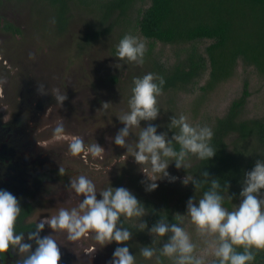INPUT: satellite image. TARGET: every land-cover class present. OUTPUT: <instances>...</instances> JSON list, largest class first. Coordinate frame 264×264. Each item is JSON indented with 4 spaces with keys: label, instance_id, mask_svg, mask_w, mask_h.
<instances>
[{
    "label": "rangeland",
    "instance_id": "374dc122",
    "mask_svg": "<svg viewBox=\"0 0 264 264\" xmlns=\"http://www.w3.org/2000/svg\"><path fill=\"white\" fill-rule=\"evenodd\" d=\"M104 1L106 0H70L66 11L67 22L64 26L58 22L59 5H52L50 0H0V52L9 53L14 59H20V64L28 66V72H31L25 83L33 86L27 96L21 92V101L26 99L32 102L30 114L34 119H29L28 124L23 125V130L30 138L39 133L36 135V139L40 141L39 146L44 148V152L49 153L57 171L59 172L60 167L63 168L65 171L62 175L70 179L86 175L96 184L97 191L108 187L110 183L113 187H127L146 208L150 209L143 219L151 226L149 222L152 217L151 208L159 209L167 205L173 216L174 214L179 216L186 212L188 198L194 194L199 198V195L192 190L189 183L187 185L181 183L186 174L182 168L177 169L174 162L169 165L168 171L181 179L175 182H169L167 178L158 180L159 186L155 190L146 191L149 181L140 170L141 165L136 163L131 155L125 160L126 147L116 145L112 139L123 127V123L116 115L129 111L128 98L131 95L134 76H142L147 72L159 75V66L172 69L194 46L205 55L206 46L210 41L165 43L143 36L139 20L142 12L151 4V0H135L127 17L121 18L110 33L93 39L88 36L99 29L98 5ZM117 15L115 12L113 18ZM113 18L110 21H113ZM8 23L17 27L19 32L6 29ZM126 33L146 41L147 50L142 65L126 63L116 56V46ZM29 53L33 56L30 57ZM3 57L4 60H0V95H4L3 84L10 83L11 72L20 68L19 63L13 62L7 56ZM5 61L8 64H4ZM209 75L208 63L207 70L193 83L163 91L158 97L160 115L155 121H141V127L153 123L158 125V132L166 131L171 137L174 130L170 131L167 127L169 118L174 114L177 116L184 114L190 123L206 124L213 130L217 119L227 113L233 100L241 96L245 87L249 96L240 118H264V74L254 65L240 59L230 79L220 82L214 88L206 89ZM41 83L44 84V93L38 90ZM54 88H60L67 94L62 106L56 102L51 92ZM104 102H109L107 109L102 107ZM53 105L54 108H51ZM4 106L5 110L8 109V105ZM57 113L62 116H58ZM65 117L68 118L64 138L56 139L53 128L58 121H64ZM131 131L133 133H130L128 140L134 145L140 128H133ZM74 135L82 136L86 146L95 142L101 144L105 148L104 158L96 159L89 154L90 161L88 162V159L85 162L82 156H73L68 145ZM43 139L46 140L42 141ZM232 140L233 137L229 142ZM251 146L253 142L247 143L248 148ZM195 161L193 158V162ZM21 162L22 166L17 168V174H20L24 166L23 161ZM33 164L34 162L28 163L27 167L32 168ZM99 196L97 193V198ZM51 198L54 206L50 203ZM82 198L75 196L69 186L67 188L63 186L58 193L51 191L44 195L42 197L44 201L37 212L51 217L61 208L69 210L78 208ZM239 203L240 200L234 208ZM126 222L132 223L131 220ZM184 226L197 244V254L207 255L210 259V242L206 243L197 237L194 225L187 218ZM59 233L65 243L69 244L67 247L78 245L82 252H85L91 246H96V250L86 256H81L82 252L80 253L75 246L78 259L72 264H110L113 251L119 246L117 242L114 245L111 242L106 244L103 251V247L97 244L92 233H88L90 234L88 237L86 234L77 240H70L66 230H57L53 234L56 235L54 239L58 244L62 241L61 238L57 239ZM143 233L149 237L146 243L133 236L125 243L136 256V264H156L155 256L146 260L140 255L139 249L151 244L152 241L147 231ZM160 243L161 241H158L157 244L150 246L158 248ZM161 260L163 264H172L166 257H161Z\"/></svg>",
    "mask_w": 264,
    "mask_h": 264
},
{
    "label": "clouds",
    "instance_id": "9594fccd",
    "mask_svg": "<svg viewBox=\"0 0 264 264\" xmlns=\"http://www.w3.org/2000/svg\"><path fill=\"white\" fill-rule=\"evenodd\" d=\"M116 56L126 63L142 65L144 63L146 41L140 37L126 33L116 46ZM32 57L33 54L29 53ZM119 67V65H117ZM166 81L162 76L147 72L132 79L131 95L128 98L129 111L116 115L123 123L117 134L112 138L116 145L126 147L127 155L141 165L149 183L146 191L155 190L158 180L167 178L169 182L181 179L168 171L174 162L177 169L184 168L187 174L181 183L191 182L197 190L206 189L197 197L190 196L186 202V212L176 216L169 222L168 216L160 214V218L149 226L143 219L150 211L144 203L127 187H113L110 183L97 191L96 184L86 175L70 179L72 193L80 199L78 208L71 210L61 208L56 215L43 217L35 226V231L28 233L25 241L24 232L17 231L18 217L21 206L18 198L5 189H0V264H4L5 254L10 247L18 255L15 264H58L60 249L58 242L51 234L40 236L45 225L52 230H66L70 240L92 233L99 246L113 241L117 246L112 254L110 264H136V256L130 252L127 242L133 232L125 227V221L131 220L138 231H147L151 244L139 249L140 255L146 260L155 256L156 264H163L161 257H166L172 264H254L257 251H264V158L257 159L254 166L245 171L239 193L240 203L229 210L224 206L225 193L228 194L229 182L214 177L204 170L198 178L189 173L193 168V158L198 161H209L217 149L212 144L214 132L208 125L193 124L186 115H172L167 125L172 131L169 137L166 131H157L158 125L148 123L141 127V121H155L160 115L158 97L163 93ZM45 92L44 84L38 89ZM56 102L62 106L67 99L66 92L60 88L51 90ZM109 102L103 103L107 109ZM140 128L134 145L128 140L133 128ZM64 123L58 121L53 128L56 139H62ZM177 145L179 146L177 148ZM73 156L85 158L90 154L93 158H104L105 148L95 142L85 145L84 138L74 135L68 145ZM59 168L60 174L64 173ZM99 193L100 198H97ZM123 217V219H121ZM185 218L195 227L198 238L211 244V258L197 254V244L186 229ZM209 238L211 240L209 241ZM35 241L33 249L30 241ZM161 241L159 247L150 245ZM96 246L88 248L86 253H93ZM158 253V254H157Z\"/></svg>",
    "mask_w": 264,
    "mask_h": 264
},
{
    "label": "trees",
    "instance_id": "16d2710c",
    "mask_svg": "<svg viewBox=\"0 0 264 264\" xmlns=\"http://www.w3.org/2000/svg\"><path fill=\"white\" fill-rule=\"evenodd\" d=\"M50 1L52 5H59L58 22L65 26L70 0ZM134 3L135 0H106L99 3V29L88 37L95 39L110 33L121 18L127 17ZM115 12L118 15L113 18ZM111 18L114 20L110 21ZM5 27L19 32L9 23ZM139 28L143 36L153 41H210L205 49L206 56L194 46L172 69L159 66V76L166 81L163 91L193 83L207 70L208 63L210 75L206 89L230 79L240 59L264 74V0H151V4L142 12ZM248 96L245 87L241 96L233 100L227 113L217 119L212 139L217 149L215 156L209 161L196 160L193 168L188 170L198 178L207 170L209 179L218 177L222 184L228 181V194H235L229 200L225 193L224 206L229 210L241 199L239 193L245 171L250 170L257 159L264 158V118H240ZM231 137L233 140L230 143ZM249 142H253L250 148L247 147ZM182 170L187 174V170ZM189 184L195 192L194 185ZM207 187L205 185L196 193L200 196ZM151 213V224L156 222L154 219L160 218V214L168 216L170 222L174 221L167 205L159 209L151 208ZM124 226L131 229L134 238L138 237L142 243L148 241L147 234L136 230L132 223L125 221ZM254 264H264V251H257Z\"/></svg>",
    "mask_w": 264,
    "mask_h": 264
},
{
    "label": "flooded vegetation",
    "instance_id": "af4514ba",
    "mask_svg": "<svg viewBox=\"0 0 264 264\" xmlns=\"http://www.w3.org/2000/svg\"><path fill=\"white\" fill-rule=\"evenodd\" d=\"M3 56L5 58L7 56L13 62L20 64V59H14L9 53L0 52V60H4ZM4 64H8V62L5 61ZM27 68L28 66L20 64L18 71L11 72L10 83L9 85L3 84L4 95H0V189L8 190L20 202L22 211L18 217L17 231L24 232L25 241L28 239V233L35 231L36 224L43 217H46L45 213L41 215L37 212L38 207L44 201L42 197L48 195L51 191L58 193L61 187L67 188L70 183V178L60 175L56 167L53 166L49 153L44 152V148H40V141L36 139V135L39 133L30 138L23 130V125L28 124L29 119H34L30 114L32 102L26 99L21 101V92L27 96L30 93L29 89L33 86L25 83L26 77L31 74ZM52 100L54 101V99ZM4 105H8V109L5 110ZM25 108L28 109L25 110ZM86 159H89V155ZM21 161H23L24 166L20 174H17V168L22 166ZM31 162H34L33 167H27V164ZM50 203L54 206L52 198ZM55 232L57 230H52L45 225V228L40 232V236L51 234L55 238L56 235H53ZM59 235L61 236L60 233L57 234V239L62 237ZM61 240V243L58 244L59 249H62L60 250L61 256L58 264H72L78 259V253L74 247L76 246L80 253L82 248L78 245L67 247L69 244L65 243L62 238ZM30 242L34 249L36 247L35 241ZM114 244L115 241L112 242V245ZM102 247L105 251L106 245ZM86 254L88 253L83 251L81 256H86ZM5 256L4 264H15V261L19 258L16 251L11 247L9 253H6Z\"/></svg>",
    "mask_w": 264,
    "mask_h": 264
},
{
    "label": "water",
    "instance_id": "95a60500",
    "mask_svg": "<svg viewBox=\"0 0 264 264\" xmlns=\"http://www.w3.org/2000/svg\"><path fill=\"white\" fill-rule=\"evenodd\" d=\"M39 87V86H38ZM70 106H71V103H70ZM72 107V106H71ZM51 108H54V107H51ZM55 110H56V108H55ZM58 114V113H57ZM58 116H62V115H60V114H58ZM64 117V116H63ZM66 118H68V117H65L64 118V121H63V123H64V128H66V125H67V119Z\"/></svg>",
    "mask_w": 264,
    "mask_h": 264
}]
</instances>
